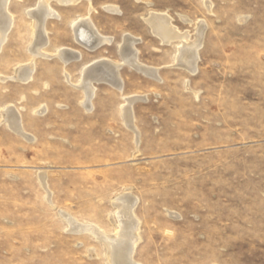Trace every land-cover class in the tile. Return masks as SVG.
<instances>
[{
  "label": "rangeland",
  "instance_id": "obj_1",
  "mask_svg": "<svg viewBox=\"0 0 264 264\" xmlns=\"http://www.w3.org/2000/svg\"><path fill=\"white\" fill-rule=\"evenodd\" d=\"M37 2L8 0L0 46V264H110L102 239L66 217L112 235L123 194L136 202L135 264H264V0H49L48 58L31 56ZM152 12L188 40L203 23L193 72L175 65L179 40L151 32ZM81 17L111 41L77 42ZM125 36L156 78L123 64L121 87L92 81L86 108L82 69L120 62ZM59 48L79 58L63 64ZM31 60V79L13 78Z\"/></svg>",
  "mask_w": 264,
  "mask_h": 264
},
{
  "label": "bare ground",
  "instance_id": "obj_2",
  "mask_svg": "<svg viewBox=\"0 0 264 264\" xmlns=\"http://www.w3.org/2000/svg\"><path fill=\"white\" fill-rule=\"evenodd\" d=\"M61 4L74 3L77 0H56ZM90 1V0H88ZM8 0H0V46L3 44L6 33L10 30L12 23V16L7 12ZM207 3V2H206ZM207 5V4H206ZM209 5V4H208ZM110 11H116L117 8L110 6L107 7ZM31 16L32 30L34 34V43L30 48L31 56L40 55L43 57H51V54L44 52L42 49L46 44V35L44 29V23L47 18H50L56 13L53 11L49 4V0H38L35 9L28 12ZM149 17L146 18V22L149 25L151 32L156 35L162 42L168 44L170 41L179 40L181 45L178 47L175 65L186 67L191 72L194 71L195 63L198 60V49L201 45L203 23L199 21L195 29V39L188 40V35L180 33L179 30L171 24L170 17L165 13H149ZM184 19V18H183ZM73 33L77 42L81 45L89 48L96 49L97 47L107 44L111 41L109 36L100 34L94 27L89 17H81L76 20L72 25ZM135 38L131 36H125L123 42L120 44L121 61L114 62L105 59L97 60L93 64L89 63L82 69V79L78 86L82 87L84 91L83 104L86 108L91 105L90 101L93 95L92 81L99 80H111L117 88H120L118 81V70L123 64H128L136 68L138 71L149 75V77L156 78V68L143 66L137 57V49L134 48ZM63 64H67L71 59L79 58V55L73 54L65 48H59L55 52V55ZM185 69V68H184ZM34 65L32 60L26 64L18 66L15 70L13 78L23 83L31 79L33 76ZM190 73V72H189ZM66 76L67 73H64ZM68 78V77H67ZM3 79V78H2ZM110 81V82H111ZM112 85V83H111ZM244 88V87H243ZM127 99V98H126ZM130 100V99H129ZM133 100V99H132ZM131 100V101H132ZM128 101V99H127ZM132 103V102H131ZM129 104V103H128ZM130 105V104H129ZM128 106V105H127ZM124 107V118L126 123L131 127L132 117L130 114L129 106ZM123 111V110H122ZM3 118L7 124L18 134H23V127L21 125L20 117L14 108L8 106L2 111ZM43 176V175H42ZM44 180V179H43ZM117 213V230L112 235H106L99 231L96 227L85 226L76 224L71 217H66L68 224L79 231L89 230L102 239L106 246L107 257L110 264H135L132 259L135 245L139 239L138 228L139 221L135 218L133 208L135 205V199L129 194H123L116 199ZM137 201V200H136Z\"/></svg>",
  "mask_w": 264,
  "mask_h": 264
}]
</instances>
